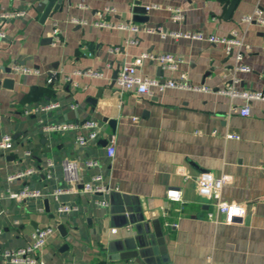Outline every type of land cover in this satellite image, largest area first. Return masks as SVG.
Returning a JSON list of instances; mask_svg holds the SVG:
<instances>
[{"label":"crops","instance_id":"obj_1","mask_svg":"<svg viewBox=\"0 0 264 264\" xmlns=\"http://www.w3.org/2000/svg\"><path fill=\"white\" fill-rule=\"evenodd\" d=\"M44 1L0 0V16L8 15L1 20L6 38L0 39V137L10 135L15 143L13 151L0 152V249L23 248L36 229L56 226L38 264H163V256L169 264H264V101L249 103L250 115L242 117L238 111L247 102L220 93L233 86L264 95V24L243 21L255 12L264 20V0H239L229 14L231 0H63L60 10L41 21L38 7ZM136 4L155 8L135 15ZM106 8L113 11L104 21L142 30L96 27ZM175 9L183 20L172 19ZM158 30L222 38L236 33L244 45L227 53L207 40L163 39ZM131 39L138 43L130 44ZM143 54L172 55L181 63L169 71L144 60L140 76L185 79L210 92H119L114 72ZM239 64L251 71L237 70ZM17 65L39 74L17 72ZM86 71L102 76L88 77ZM51 75L56 80L48 84ZM65 76L72 82L65 83ZM6 79L11 88L3 86ZM99 90L95 107L87 104ZM56 102L58 109L36 111ZM105 118L116 122L114 132ZM88 121L101 126V138L80 146L76 139L88 133L81 128ZM64 123L79 126L47 129ZM228 133L239 139H228ZM110 137L112 158L100 144ZM88 160L97 161L98 168L88 169ZM48 162L54 165L51 179L46 178ZM66 162L76 166L75 183L63 172ZM27 170L34 174L10 180ZM96 176L108 192L83 191ZM207 176L223 178L219 200L244 208L243 218L225 222L217 200L201 190ZM25 187L45 198L10 197ZM56 190H65L58 200ZM171 190L180 192L179 201L167 197ZM59 204L74 210L59 216ZM58 224L64 225L65 237Z\"/></svg>","mask_w":264,"mask_h":264},{"label":"built area","instance_id":"obj_2","mask_svg":"<svg viewBox=\"0 0 264 264\" xmlns=\"http://www.w3.org/2000/svg\"><path fill=\"white\" fill-rule=\"evenodd\" d=\"M154 7H148L146 10H150ZM113 10L106 8L105 12L100 15V20L96 21L94 25L101 29H117V30H129L132 33L138 34L142 29L137 25H127V24H113L104 21L102 18L105 13L112 12ZM8 18V15L0 16V39H5L6 34L2 30L1 20ZM183 13L179 9H175L172 12V19L176 21L183 20ZM244 22L250 24L252 22H260L264 24V20L261 18L260 12H255L252 16H246L243 19ZM81 25H86L87 22H80ZM163 39L167 37H171L175 40L179 39H189V40H207L211 44H220L223 45L227 53H231L234 47L242 48L243 42L240 40L236 33H233L230 38H222L215 35H210L205 37L202 33L199 32H190V33H181V32H163L162 30H158ZM148 33H155L153 29H146ZM53 37L55 39H59V32L54 30ZM130 44H137V39L129 40ZM144 60L156 61L163 69L169 71L177 70L180 60L176 59L172 55H162V56H152L149 54H143L140 57L136 58L134 62L130 65L123 64L119 68V72L117 78L115 80V86L117 90L121 93L123 92H135L139 95H152L153 91H157L158 93H162L168 89H178V90H187L193 92H210V89L204 86H196L187 82L185 79L181 81H174L171 79H162V78H146L142 77L138 74L137 70L142 65ZM242 60V55L237 56V62L240 63ZM17 72H21L24 74H39L38 70L25 68L23 66H14L13 68ZM237 70L243 72H250L251 69L245 65L239 64L237 66ZM85 76L99 78L102 76L100 72L94 71H86L83 73ZM56 80V76H50L47 79L48 84H53ZM65 83H71L72 79L70 76L64 77ZM220 93L228 96L229 98H242L247 102V105L241 108L238 111L240 116L248 117L250 115V109L248 104L252 101H264V95L258 92L252 91H244L240 92L236 90L233 86H228L227 88L220 91ZM60 107L58 102L53 103L49 106L41 108L40 110H36L37 112H43L48 110H55ZM79 125L74 126L70 123H64L61 125H55L47 128L49 131H73ZM82 129L87 130L86 135H80L77 137L76 141L80 146H86L91 142H97L101 138V126L96 122H86L81 125ZM228 139H239L238 135L228 133L226 135ZM15 148L14 139L10 135H5L0 137V152H11ZM115 149L113 146V140L108 142L107 145V156L112 158L114 156ZM29 154V153H27ZM48 170L46 172V178H52V169L54 167L52 162H48ZM99 163L95 160H88L86 162V167L88 169L98 168ZM63 172L70 183H75L77 181V170L76 166L73 163L66 162L63 164ZM34 174L33 170H27L24 173H19L12 177L10 180L24 178L27 176H32ZM102 178L100 176H96L92 179L91 182L84 184L83 191L86 193H96V192H108V190L104 189L101 185L98 184L101 182ZM224 185L223 178L219 179H209V176L205 177L201 182V190L212 199L217 200V210L219 213L224 214L225 222L228 224H232L235 220L243 218L245 211L244 208L238 206L237 204H228L220 201L219 192L221 191ZM65 192V190H56L53 194V198L58 200L59 195ZM10 197L13 199H17L19 201L29 200V199H43L45 198V194H43L39 190H33L28 187L22 189L19 193L10 194ZM167 197L173 201H179L181 199V195L179 191L171 190L167 193ZM101 206H107L106 202H99ZM74 210V207L68 205L59 204L57 208V215L62 216L69 214ZM209 220H214L215 216L213 213H209L207 215ZM56 231V226H47L36 229L31 234V240L29 244L23 248H19L16 250H1L0 249V262L6 264H38V254L45 247L47 239ZM1 233V232H0Z\"/></svg>","mask_w":264,"mask_h":264},{"label":"water","instance_id":"obj_3","mask_svg":"<svg viewBox=\"0 0 264 264\" xmlns=\"http://www.w3.org/2000/svg\"><path fill=\"white\" fill-rule=\"evenodd\" d=\"M238 1L239 0H231L230 1V5H229V9H228V14L230 13V11L233 9V7L235 6V4ZM62 3H63V0H45L44 2H42L39 5V7H38V9L40 11H42L41 21H45L48 17H52L53 14H54V11H57V10H60L61 9L60 7H61ZM142 12L143 13L147 12L146 8H142V7H140L139 4H136L135 8L133 9V13L135 15H138V14H141ZM160 70H163V67L160 66ZM6 72L9 73L10 70L8 69ZM117 75H118V73H117V71H115L114 74H113V84L115 83V80L117 78ZM2 83H3V86L4 87H7L8 88V86H10V88H11V85H12V81L11 80L6 79ZM65 91L68 92V93L71 92L70 84H68L65 87ZM101 91L102 90H99L98 93H97V95L94 98H88L86 100V103L89 104L92 107H95V105L97 103V100L101 97ZM103 121L105 123H108V125L112 128V130L114 132L115 126H116V122L114 120H108L107 118H105ZM111 140H112V137H110L108 140H102L100 142V144L102 146L106 147L108 145V142H110ZM44 204H45L46 212H49L48 201L45 200L44 201ZM51 217H53V216H51ZM57 229H58V231H59V233H60L61 236H63V237L66 236L67 232L65 230L64 225L58 224ZM163 243H164L163 240H158V242H157V244H158V250H159L160 254H165L166 253L165 252V249L163 248ZM66 248H67V246H64L61 249V251H64ZM163 264H169L167 262V260L165 259L164 256H163Z\"/></svg>","mask_w":264,"mask_h":264}]
</instances>
